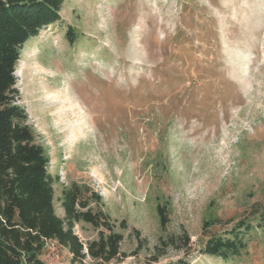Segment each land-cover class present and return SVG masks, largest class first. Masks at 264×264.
Segmentation results:
<instances>
[{
	"label": "rangeland",
	"instance_id": "1",
	"mask_svg": "<svg viewBox=\"0 0 264 264\" xmlns=\"http://www.w3.org/2000/svg\"><path fill=\"white\" fill-rule=\"evenodd\" d=\"M61 16L15 70L56 214L85 185L124 237L111 264H226L205 242L264 213V0H68ZM248 240L237 264H264L261 230ZM71 259L54 241L41 255Z\"/></svg>",
	"mask_w": 264,
	"mask_h": 264
},
{
	"label": "trees",
	"instance_id": "2",
	"mask_svg": "<svg viewBox=\"0 0 264 264\" xmlns=\"http://www.w3.org/2000/svg\"><path fill=\"white\" fill-rule=\"evenodd\" d=\"M67 1L0 0V264H45L41 255L48 241L66 248L71 264H87V259L92 264H111L124 256L123 235L108 214L91 209L90 203L100 204L102 197L88 186L73 183L64 189L65 217L56 214L57 179L49 172V158L36 142L25 109L17 103L15 70L22 49L61 22ZM158 214L165 227V208L158 206ZM255 220L256 225L241 221L228 233L213 236L202 254L237 264L248 249V237L258 230L264 236V213ZM80 222L98 229V238L82 243L74 230Z\"/></svg>",
	"mask_w": 264,
	"mask_h": 264
},
{
	"label": "built area",
	"instance_id": "3",
	"mask_svg": "<svg viewBox=\"0 0 264 264\" xmlns=\"http://www.w3.org/2000/svg\"><path fill=\"white\" fill-rule=\"evenodd\" d=\"M49 242V241H48ZM50 242H53V241H50Z\"/></svg>",
	"mask_w": 264,
	"mask_h": 264
}]
</instances>
